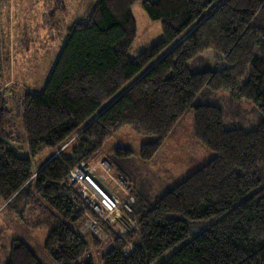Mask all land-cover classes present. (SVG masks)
I'll list each match as a JSON object with an SVG mask.
<instances>
[{"label":"trees","instance_id":"1","mask_svg":"<svg viewBox=\"0 0 264 264\" xmlns=\"http://www.w3.org/2000/svg\"><path fill=\"white\" fill-rule=\"evenodd\" d=\"M7 1L0 0V75L7 45L19 44L23 27L14 20L12 39L11 19L1 20ZM54 1L62 11L61 0ZM136 2L161 21L163 40L130 59ZM60 47L43 90L23 102L32 156L44 146L55 149L40 168L19 154L16 118H8L13 94L0 92V197L21 207L28 227L47 229L52 258L93 264L83 257L101 244L84 230L96 214L69 182L70 171L96 158L124 125L156 137L140 149V159L149 161L193 109L195 136L216 156L157 197L137 192L131 216L138 227L126 225L124 237L109 228L112 244L102 263L264 264V0H95ZM219 90L248 101L260 121L247 130L226 126L223 108L200 102L205 91ZM112 156L128 174L131 150ZM6 264L42 263L12 238Z\"/></svg>","mask_w":264,"mask_h":264},{"label":"rangeland","instance_id":"2","mask_svg":"<svg viewBox=\"0 0 264 264\" xmlns=\"http://www.w3.org/2000/svg\"><path fill=\"white\" fill-rule=\"evenodd\" d=\"M94 2L95 0H61L64 7L62 11L57 10L58 4L54 0H8L1 6L2 22L6 24L11 19L9 32L12 39L15 37L13 36L14 20L19 19L23 27L16 48L12 44L7 45L9 51L6 62L5 59L3 62V73L0 75V92L6 93V96L13 94V98L7 97V108L10 111L8 118L10 120L16 118L13 132L19 141L17 143L19 154L29 157L34 169L46 164L54 155L55 149L44 146L37 155L32 156L30 153L22 126L25 95L40 93L43 90L59 56L60 46L66 38L67 30L89 10ZM131 11L136 21V36L129 48L128 56L130 59H135L141 52L161 42L163 34L161 21L151 19L141 2L133 4ZM53 12L55 16H49ZM206 57L213 60L214 54L207 53ZM200 102L223 108L227 120L226 126L229 127H242L247 130L260 121L259 115L248 101L232 100L224 91H205L200 96ZM155 140L156 137L153 135L139 134L129 125H124L109 135L96 158L80 163L79 166L86 164L94 179L99 180L106 191L118 198L116 200L119 210L124 213L122 217L111 211L102 215L95 206L90 205L82 197L96 214L88 216L84 230L89 232L87 236L91 242L93 237H98L101 241L98 247L91 245V249L83 257H91L93 264H103L102 255L111 247L109 228L122 237L127 231L126 225L131 226L133 230L137 229L138 223L131 216L137 192L157 197L216 156L214 151L206 148L195 136L193 109H189L175 124L172 134L152 159L141 160V146ZM118 148L131 150L130 159L126 164L128 174L118 171L113 164L112 155ZM68 178L78 191L79 184L70 180V173ZM126 201H133L130 212L125 211ZM8 202L5 203L0 197V264H6L10 258L12 238L25 242L42 264H64L55 261L45 248L47 229L28 227L21 220V207L16 203L8 205L11 201ZM198 227L201 229L202 225Z\"/></svg>","mask_w":264,"mask_h":264},{"label":"built area","instance_id":"3","mask_svg":"<svg viewBox=\"0 0 264 264\" xmlns=\"http://www.w3.org/2000/svg\"><path fill=\"white\" fill-rule=\"evenodd\" d=\"M70 180L75 184L77 183L79 194L87 200L90 205L95 206L99 213L104 215L111 211L115 215L122 217L123 212L119 210L117 200L118 199L112 193H109L103 188V185L99 180H95L93 175H91L88 166L85 164L78 166L70 171ZM100 200H99V199ZM98 201V203L96 202ZM133 201H126L125 211L130 212ZM124 210V209H122ZM103 211V213H102Z\"/></svg>","mask_w":264,"mask_h":264}]
</instances>
